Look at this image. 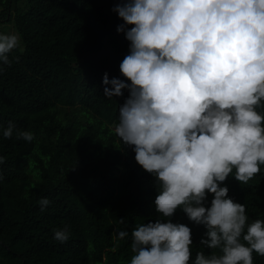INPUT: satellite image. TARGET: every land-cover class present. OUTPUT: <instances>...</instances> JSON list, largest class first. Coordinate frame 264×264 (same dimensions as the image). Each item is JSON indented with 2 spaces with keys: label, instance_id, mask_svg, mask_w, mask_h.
<instances>
[{
  "label": "trees",
  "instance_id": "obj_1",
  "mask_svg": "<svg viewBox=\"0 0 264 264\" xmlns=\"http://www.w3.org/2000/svg\"><path fill=\"white\" fill-rule=\"evenodd\" d=\"M121 2L0 0V25L21 38L7 54L11 65H0V264H130L132 230L156 219L190 227L191 260L198 252L220 254L200 244L206 228L181 209L171 218L156 213L155 178L114 131L129 92L105 96L112 85L103 77L126 81L119 65L130 42L112 11ZM9 121L15 130L5 138ZM17 131L34 139H17ZM260 167L248 184L235 180V169L221 184L245 206L249 224L264 220ZM43 198L50 203L41 211ZM213 198L207 194L205 206ZM65 226L69 240L60 243L53 229ZM117 227L128 232L118 243ZM253 264H264V256L253 252Z\"/></svg>",
  "mask_w": 264,
  "mask_h": 264
},
{
  "label": "clouds",
  "instance_id": "obj_2",
  "mask_svg": "<svg viewBox=\"0 0 264 264\" xmlns=\"http://www.w3.org/2000/svg\"><path fill=\"white\" fill-rule=\"evenodd\" d=\"M112 11L130 42L119 65L130 83L103 77L112 85L105 96L129 92L114 131L155 178L156 213L171 218L181 209L206 228L200 244L220 252L191 260L190 227L156 219L132 230L130 264H253V252L264 256V220L249 224L245 206L221 184L233 169L248 184L264 165V113L257 111L264 106V0H122ZM20 39L0 34V65H11L7 54ZM14 130L9 121L3 136ZM16 138L31 142L34 134ZM38 203L44 211L50 201ZM53 232L60 243L69 240L67 226ZM127 236L114 229L117 243Z\"/></svg>",
  "mask_w": 264,
  "mask_h": 264
},
{
  "label": "rangeland",
  "instance_id": "obj_3",
  "mask_svg": "<svg viewBox=\"0 0 264 264\" xmlns=\"http://www.w3.org/2000/svg\"><path fill=\"white\" fill-rule=\"evenodd\" d=\"M11 32L14 33V31L11 29ZM8 31V28H6L3 24L0 25V34H12Z\"/></svg>",
  "mask_w": 264,
  "mask_h": 264
}]
</instances>
